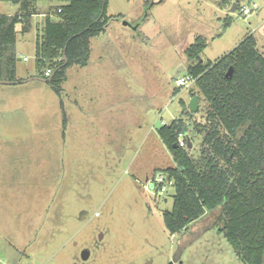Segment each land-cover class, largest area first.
I'll return each instance as SVG.
<instances>
[{
	"label": "rangeland",
	"instance_id": "rangeland-1",
	"mask_svg": "<svg viewBox=\"0 0 264 264\" xmlns=\"http://www.w3.org/2000/svg\"><path fill=\"white\" fill-rule=\"evenodd\" d=\"M107 17L88 64L66 70L61 96L37 79L0 84V264H244L221 208L169 234L163 212L175 190L159 193L152 179L175 167L157 133L174 119L201 158L206 103L198 95L192 113L195 85H175L186 48L202 36V60L215 62L253 34L264 55V0H108ZM38 33L18 32L19 77L47 69L37 66Z\"/></svg>",
	"mask_w": 264,
	"mask_h": 264
},
{
	"label": "trees",
	"instance_id": "trees-1",
	"mask_svg": "<svg viewBox=\"0 0 264 264\" xmlns=\"http://www.w3.org/2000/svg\"><path fill=\"white\" fill-rule=\"evenodd\" d=\"M0 1L19 5L16 14L0 15V80L19 84L23 79L16 76L17 26L21 33L29 32L35 4L54 3L36 42V62L49 69L38 77L61 96L66 70L88 64L92 38L109 25L108 0ZM206 47L207 40L199 36L185 50L190 63L185 74L196 80L192 97L200 95L206 103V123L196 128L204 133L200 160L188 151L182 118L157 129L175 162V167L161 172L173 180L175 190L173 207L163 212V222L173 235L221 208V229L237 256L244 264H264V55L253 34L215 62L202 60ZM231 67L233 73L226 77ZM60 106L65 126L62 100ZM181 135L187 148L179 145Z\"/></svg>",
	"mask_w": 264,
	"mask_h": 264
},
{
	"label": "built area",
	"instance_id": "built-area-1",
	"mask_svg": "<svg viewBox=\"0 0 264 264\" xmlns=\"http://www.w3.org/2000/svg\"><path fill=\"white\" fill-rule=\"evenodd\" d=\"M259 6L257 3H252L251 6H242L240 8L241 10V14L243 17L249 16L254 10L258 9ZM27 58H25L26 60ZM50 74V72H46V75L48 76ZM196 80L194 78H192L191 76L188 75H179L177 78H175V85L178 88H188L189 86H192L193 84H195ZM179 145L182 148H187V142L184 139V136L181 135L179 137ZM153 183H154V187L156 188V190H158L159 193H165L167 192L168 188L173 187V180L168 179L164 174H159L158 176H155L152 179Z\"/></svg>",
	"mask_w": 264,
	"mask_h": 264
},
{
	"label": "crops",
	"instance_id": "crops-1",
	"mask_svg": "<svg viewBox=\"0 0 264 264\" xmlns=\"http://www.w3.org/2000/svg\"><path fill=\"white\" fill-rule=\"evenodd\" d=\"M6 3H9V2L0 1V15H14L18 12V9H19L18 4H15L16 5V11L15 12H13V13L6 12V10H5V4ZM53 4L54 3L50 2V1H39L35 4L36 13L32 17V28L27 33H30L31 31L36 30L37 32H39L38 34H42V30H43V26H44L46 16L48 14L52 16V14H50V8ZM17 31L21 33V26L20 25L17 26ZM18 32H17V38H18ZM27 33H22V34L24 35ZM17 41H18V39H17ZM16 53L18 56L19 52H18V48H17V43H16ZM18 61H20L19 58H18ZM16 76L18 79H23V80L28 79V78L19 77L17 74V69H16ZM33 76H35V75H33ZM33 76H29V77H33ZM21 84H23V83H21Z\"/></svg>",
	"mask_w": 264,
	"mask_h": 264
},
{
	"label": "water",
	"instance_id": "water-1",
	"mask_svg": "<svg viewBox=\"0 0 264 264\" xmlns=\"http://www.w3.org/2000/svg\"><path fill=\"white\" fill-rule=\"evenodd\" d=\"M236 5H237V4H234V5H233L231 11H235V10H236ZM124 24H128V23L125 22ZM185 70H186V68H185L183 65L179 66V67L177 68L176 72H175V77L179 76L180 72L185 71ZM232 73H233V68L231 67V68L227 71V73H226V77H230V76L232 75ZM36 79H37V80H42V81H44V79H41V78H39V77H30V78H28V79H26V80H22V83L27 82V81H31V80H36ZM0 84H18V81H6V80H0ZM198 107H199V96H198V95H195V96L190 100V103H189V109H190V111H191L192 113H195V112H197ZM191 146H192V145H191V143L189 142V144H188V148H191ZM89 256H90V252H89L87 249H85V250L82 252V259H83V260H87V259L89 258Z\"/></svg>",
	"mask_w": 264,
	"mask_h": 264
}]
</instances>
